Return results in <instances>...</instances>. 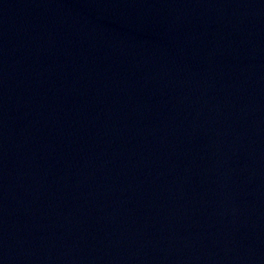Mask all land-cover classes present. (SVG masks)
<instances>
[{"label": "water", "instance_id": "water-1", "mask_svg": "<svg viewBox=\"0 0 264 264\" xmlns=\"http://www.w3.org/2000/svg\"><path fill=\"white\" fill-rule=\"evenodd\" d=\"M0 264H264V0H0Z\"/></svg>", "mask_w": 264, "mask_h": 264}]
</instances>
